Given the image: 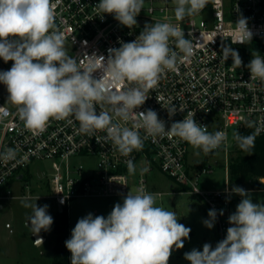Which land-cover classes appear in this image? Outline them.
Wrapping results in <instances>:
<instances>
[{"label":"clouds","instance_id":"9594fccd","mask_svg":"<svg viewBox=\"0 0 264 264\" xmlns=\"http://www.w3.org/2000/svg\"><path fill=\"white\" fill-rule=\"evenodd\" d=\"M175 2L177 21L201 12L207 5V0ZM143 5L144 0H100L96 8L102 15L114 14L121 25L132 28ZM235 25L236 43L250 42L252 32L247 20L240 18ZM170 42L178 51L170 48ZM120 45L109 50L106 65L103 57L93 56L88 57V66L81 68L78 60L68 55L63 34L55 30L51 0H0V58L14 61L9 70L0 71V83L6 86L8 100L17 106L19 119L28 129L42 132L50 118L74 117L83 134L94 135L106 129L108 138L124 156L142 149L138 129L145 130V138H179L206 155L218 149L227 134L209 132L207 126L196 122L195 113H188L166 128L156 111H134L149 98L147 93L158 84L165 70L177 72L179 62H187L195 54L193 41L185 38L180 24H146L134 41ZM229 57L232 65H242L239 53L225 46L222 58L226 61ZM247 68L252 80L264 81V57L259 53L253 54ZM97 69L103 72L99 80L92 77ZM125 82L133 86H125ZM98 103L110 105V111L97 112ZM167 110L169 117L177 112L175 107ZM114 117L133 121V128L114 124ZM246 127H254V122H246ZM259 131L257 128L249 135L235 131L233 139L242 151L251 153ZM0 159L15 160L16 151L7 149L0 153ZM127 169L130 175L135 173L132 160L127 161ZM231 192L242 199L229 216L232 226L227 229L226 238L214 249L205 243L202 251L194 248L184 253L190 264H264V204H254L242 187L234 186ZM36 201L25 199L21 203L32 210L26 227L32 235L39 236L41 231H50L54 221L48 214L49 206H37ZM155 203V194L141 186L135 194L124 196L122 203H116L107 217L89 213L78 219L71 238L65 241L71 264H168L173 248L184 247L191 229L178 223L175 212ZM219 214L223 215V211ZM208 217L203 223L211 229L217 211L209 210ZM34 242L40 246L43 238Z\"/></svg>","mask_w":264,"mask_h":264},{"label":"built area","instance_id":"2783aa9c","mask_svg":"<svg viewBox=\"0 0 264 264\" xmlns=\"http://www.w3.org/2000/svg\"><path fill=\"white\" fill-rule=\"evenodd\" d=\"M99 2L51 0L55 30L63 34L68 55L76 58L81 68L88 66V57L93 56L103 57L106 65L109 50L119 48L120 42L134 41L146 24H180L185 38L193 41L195 54L189 61L179 62L177 72L165 70L158 84L147 93L149 98L134 111H156L166 128L191 112L195 113L196 122L207 126L209 132L224 131L227 139L216 150L227 155L228 172L233 132L246 122H254V132L258 128V135H264V81L252 80L247 68L253 54L264 57V0H207L205 8L197 13L200 20L194 14L182 21L176 20L175 0H144L132 28L121 25L114 14L102 15L96 8ZM240 18L247 20L252 32L251 41L244 44L236 43L235 23ZM169 46L178 51L174 43L170 42ZM225 46L239 53L240 67L232 65L231 57L224 61L222 48ZM102 75V69L92 73L96 80ZM125 86L133 85L125 82ZM0 107V153L10 148L16 151L15 160L0 159L1 207L5 200L33 196L31 193L38 188H47L56 204L68 211L77 199L126 196L129 192L135 194L141 186L155 194L156 200L160 199L164 192L154 190L145 173L141 171L135 176L128 173L127 161L132 160L135 167L140 162L143 166L146 164L147 172L158 168L179 188L187 187L199 195L208 211H217L218 242L226 238L227 229L232 226L228 219L233 214L237 194L231 192L229 179L223 189L200 186L201 175L212 172L213 167L199 169L195 164L188 165L189 143L176 137L145 138V130L138 129L143 139L142 149H134L124 156L108 138L106 129L94 135L83 134L79 131V122L68 117L64 120L50 118L42 132H33L19 119L16 105H7L0 96ZM169 107L177 109L171 117ZM110 109V105L96 104L97 112ZM113 123L133 128L131 120L124 122L114 117ZM15 183L23 189L20 195L13 193ZM237 197L238 201L242 198ZM221 210L223 215L219 214ZM7 227L11 224L7 223Z\"/></svg>","mask_w":264,"mask_h":264},{"label":"rangeland","instance_id":"374dc122","mask_svg":"<svg viewBox=\"0 0 264 264\" xmlns=\"http://www.w3.org/2000/svg\"><path fill=\"white\" fill-rule=\"evenodd\" d=\"M200 20L201 16L196 15ZM14 61L4 62L0 59V71L9 70ZM0 96L9 106H15L8 100L9 93L6 86L0 83ZM236 150L235 144L230 147L228 161H230L231 153ZM199 153V154H197ZM225 152L221 150H213L209 154H204L198 149L190 147L187 157L188 165H197L199 169L203 167H213V171L204 173L200 178V186L207 189H223L227 185L228 172L226 169ZM147 166H143L140 162L136 165L135 173L138 175ZM38 170H40L38 168ZM143 172V171H142ZM147 175L150 186L156 191L164 192L163 196L156 200L155 206L164 208L165 210L175 212L178 218V223L185 225L191 229L189 238L184 240L182 249L173 248L168 264H190L184 258V253L190 252L192 249L202 251L203 245L208 243L214 249L218 243L217 226L207 228L203 221L209 219L208 209L204 200L197 194L192 193L188 188H172V185L177 188L175 183L169 176L163 173L158 168L149 172H143ZM264 181V178L262 179ZM249 198L254 204H264L263 189H247L244 188ZM14 195L23 193V189L18 183L13 185ZM33 196L16 197L10 200L3 201V208H0V264H51L53 260V247L56 243L55 221L60 214L58 205L55 200L49 196L47 188H38L31 193ZM236 195L233 204V213L236 211L238 201ZM124 196H99L86 197L73 201L68 213L69 218V238H71L72 229L75 227L78 219L91 213L93 216L107 215L111 212L116 203H122ZM27 199L34 203L36 200L37 206L48 205V214L53 217V224L50 231H41L40 235L44 238L42 245L35 244V235L29 227H26L27 217L31 215V209L22 206L21 201ZM242 199V198H241ZM7 223L11 227H7ZM30 226V222H29ZM71 264V253H70Z\"/></svg>","mask_w":264,"mask_h":264},{"label":"trees","instance_id":"16d2710c","mask_svg":"<svg viewBox=\"0 0 264 264\" xmlns=\"http://www.w3.org/2000/svg\"><path fill=\"white\" fill-rule=\"evenodd\" d=\"M235 131H239L242 135L254 133L253 127H246V125ZM233 144H235L236 150L231 153L228 166L230 187L239 186L264 190V181L262 180L264 178V135L256 136L255 147L251 153L242 151L234 139ZM54 229L56 243L53 247L51 264H70V251L65 247V241L69 238V218L66 209L58 215Z\"/></svg>","mask_w":264,"mask_h":264},{"label":"water","instance_id":"95a60500","mask_svg":"<svg viewBox=\"0 0 264 264\" xmlns=\"http://www.w3.org/2000/svg\"><path fill=\"white\" fill-rule=\"evenodd\" d=\"M58 210L61 212V211H63V207L62 206H58ZM40 237H42L40 234H39V236H36L35 235V238H36V240L38 239V238H40ZM43 238V237H42ZM44 239V238H43Z\"/></svg>","mask_w":264,"mask_h":264},{"label":"crops","instance_id":"0c3cea01","mask_svg":"<svg viewBox=\"0 0 264 264\" xmlns=\"http://www.w3.org/2000/svg\"><path fill=\"white\" fill-rule=\"evenodd\" d=\"M227 182H228V179H227ZM227 184H228V183H227ZM172 188H173V190H174V189H178L179 187L175 188V187L172 185ZM234 201H235V200H234ZM0 208H3V207L0 206ZM70 208H71V207H70ZM43 240H44V239H43Z\"/></svg>","mask_w":264,"mask_h":264}]
</instances>
